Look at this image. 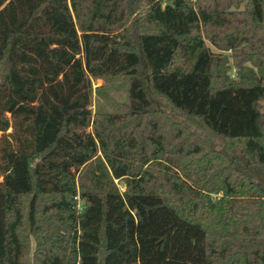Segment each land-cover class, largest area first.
<instances>
[{"label": "trees", "instance_id": "1", "mask_svg": "<svg viewBox=\"0 0 264 264\" xmlns=\"http://www.w3.org/2000/svg\"><path fill=\"white\" fill-rule=\"evenodd\" d=\"M263 99L264 0H0V264H264Z\"/></svg>", "mask_w": 264, "mask_h": 264}, {"label": "rangeland", "instance_id": "2", "mask_svg": "<svg viewBox=\"0 0 264 264\" xmlns=\"http://www.w3.org/2000/svg\"><path fill=\"white\" fill-rule=\"evenodd\" d=\"M104 87L103 91L105 90L107 94L99 95L98 88ZM127 89L128 83L124 78L113 79L105 82L104 80H95L94 81V97H93V104L92 109L96 111L98 108H102L104 110H108L111 112H116L118 110H125V104L127 102ZM259 110L261 112L262 118L261 123L264 124V99L259 102ZM169 115L173 118L184 121V119L177 114L176 112H172L167 109ZM211 146L214 148L221 149L224 147V141L217 136L210 137ZM122 187V185L120 184Z\"/></svg>", "mask_w": 264, "mask_h": 264}, {"label": "water", "instance_id": "3", "mask_svg": "<svg viewBox=\"0 0 264 264\" xmlns=\"http://www.w3.org/2000/svg\"><path fill=\"white\" fill-rule=\"evenodd\" d=\"M259 108V104L256 105ZM260 129H261V133L264 136V124H262L261 122L259 123Z\"/></svg>", "mask_w": 264, "mask_h": 264}]
</instances>
